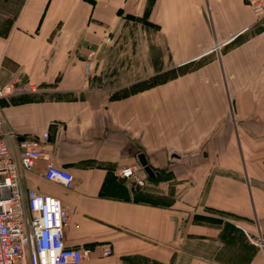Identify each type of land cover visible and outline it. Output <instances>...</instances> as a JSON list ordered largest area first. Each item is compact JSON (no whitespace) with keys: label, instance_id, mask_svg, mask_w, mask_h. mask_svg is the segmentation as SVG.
Instances as JSON below:
<instances>
[{"label":"crops","instance_id":"0c3cea01","mask_svg":"<svg viewBox=\"0 0 264 264\" xmlns=\"http://www.w3.org/2000/svg\"><path fill=\"white\" fill-rule=\"evenodd\" d=\"M135 27L159 64H95ZM5 87L10 145L36 140L74 176L48 181L40 160L22 186L68 209L64 240L87 252L81 264H237L211 212L231 217L245 264H264V20L246 0H22L0 31ZM139 154L159 173L144 186L115 175Z\"/></svg>","mask_w":264,"mask_h":264},{"label":"built area","instance_id":"2783aa9c","mask_svg":"<svg viewBox=\"0 0 264 264\" xmlns=\"http://www.w3.org/2000/svg\"><path fill=\"white\" fill-rule=\"evenodd\" d=\"M246 4L256 19L264 20V0H246ZM8 91L9 87L0 89V99ZM15 138L13 132L4 130L0 117V264H81L87 252L67 246L64 240L70 221L68 209L58 198L22 186L24 172L40 160L45 161L48 181L70 187L74 176L55 165L38 141L17 140L14 149L10 142ZM115 175L145 185L146 173L138 164L120 167ZM103 254L109 256L110 249L105 248Z\"/></svg>","mask_w":264,"mask_h":264},{"label":"rangeland","instance_id":"374dc122","mask_svg":"<svg viewBox=\"0 0 264 264\" xmlns=\"http://www.w3.org/2000/svg\"><path fill=\"white\" fill-rule=\"evenodd\" d=\"M21 2L22 0H0V31L14 27L15 21L20 14ZM142 23L144 28L145 24L144 22ZM153 39L155 41V37L151 40ZM160 48L150 42L147 45V38L143 33V29L135 27L132 29L131 35L123 38L120 43L108 46L100 54L95 64H147L148 61L152 64H159L161 57ZM103 83L101 78L94 81L96 85ZM211 214H213V219H216L219 225L223 224V238L227 241V254L232 258L237 256L235 263L245 264L246 260H242L241 256L243 255L245 258L252 251L246 248L245 241L239 236L237 228L226 222V219H231V217L218 212H211Z\"/></svg>","mask_w":264,"mask_h":264},{"label":"trees","instance_id":"16d2710c","mask_svg":"<svg viewBox=\"0 0 264 264\" xmlns=\"http://www.w3.org/2000/svg\"><path fill=\"white\" fill-rule=\"evenodd\" d=\"M198 67V64L195 62H190L187 64H183L179 67L172 68L170 70L160 72L152 76L151 78H148L142 82H139L133 86L130 87V92H137L141 91L142 89H145L146 87H152L154 85L164 83L170 79L176 78L179 75H183L185 73H188ZM126 92H124L125 94ZM217 222V220H215ZM218 223V222H217Z\"/></svg>","mask_w":264,"mask_h":264},{"label":"water","instance_id":"95a60500","mask_svg":"<svg viewBox=\"0 0 264 264\" xmlns=\"http://www.w3.org/2000/svg\"><path fill=\"white\" fill-rule=\"evenodd\" d=\"M138 160L140 165L143 167L144 171L146 172L147 176L150 178H153L155 176H159L158 172H155L147 163V160L145 158L144 154H139Z\"/></svg>","mask_w":264,"mask_h":264}]
</instances>
